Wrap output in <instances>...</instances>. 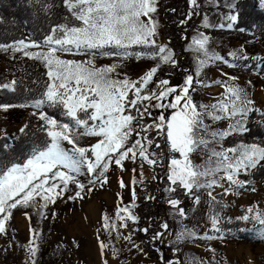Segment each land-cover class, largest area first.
Returning <instances> with one entry per match:
<instances>
[{"label": "snow or ice", "instance_id": "6c2138e0", "mask_svg": "<svg viewBox=\"0 0 264 264\" xmlns=\"http://www.w3.org/2000/svg\"><path fill=\"white\" fill-rule=\"evenodd\" d=\"M189 2L193 9L199 8L198 0ZM157 3L158 0H63V7L70 14L71 21L65 17V23L52 27L41 43L19 41L14 45H0V49L11 48L14 53L24 52L30 59L42 61L48 68L50 81L39 97L0 106L4 111L9 108L34 109L31 115L37 118L38 130L44 137L39 142H32L27 151L17 156L10 155L15 145L4 144L0 147V151L8 154L7 158L0 157V235H7L6 223L12 217L13 210L34 208L44 219V210L49 205L56 204L57 200L83 201L108 183L110 168L123 171L125 160L135 163L139 159L141 168L145 163L151 167L159 164L165 168L167 203L176 209L180 217L177 220L181 226L176 234L177 245L189 238L209 241L223 238L206 233L197 236L194 230L188 229L183 224L188 217L181 207L182 201L171 194L181 193L185 198H191L193 205H199L200 197L196 193L209 190L211 202L220 205L211 189L224 188L227 182L229 187L224 193L227 195L246 187L249 181H242L239 177L264 167V147L241 143L224 148L223 141L229 136L244 135L250 131L247 120L256 111L255 101L250 98L246 87L236 83L238 77L224 72H221V76L225 79L214 81L224 89L216 103L194 102L190 89H193L194 78L198 86H212L200 80L210 62H220L235 69L246 67L239 61L262 58L249 57L244 49H240L239 54L236 51L229 53V61L210 49V36L198 30L188 47V51L196 57L195 70H182L186 72L182 86H172L169 79L157 77L162 67H179L174 50L166 44L157 43L159 21L154 18L158 11ZM226 6L233 13L226 17L231 29L238 22V12L234 5ZM52 8V4H41L45 14ZM145 17L147 21L142 19ZM191 19L192 13H189L187 20ZM185 22L181 21L182 24ZM211 27L205 15L202 28ZM137 46L142 50L135 54L136 58L146 57L157 62L137 80L113 78V74L119 76L117 69L122 67L120 64L97 68L93 62L97 56L105 55L127 60L133 57L132 49ZM28 48L47 50L25 52ZM58 54L90 58L77 62L61 59ZM154 78L158 79V84ZM247 83L251 86V81ZM12 85L11 90L15 91V81H12ZM149 85H154L156 91H146ZM3 87L9 88V85ZM166 100L169 102L165 103ZM153 101L156 103L153 104ZM153 107L159 109L160 114L152 118V123L144 126L141 122L151 118ZM168 109L172 110L170 117L164 115ZM50 112H59L67 122L58 120ZM224 120L228 121L225 129L214 128L217 122ZM28 128L29 125L24 124L20 133L27 135ZM152 132L163 136V148L155 138H149ZM82 137L96 138V142L85 146L80 143ZM4 138L8 139L7 136ZM130 140L133 142L129 143ZM165 153L168 156L167 165L163 160ZM193 154L205 158L204 162L194 164ZM120 186H125L122 180ZM122 213L127 215L121 227H127V221L139 223L127 207L119 208L116 215L119 217ZM247 213L237 219L257 223L260 226L256 230L258 237L264 240V212L248 208ZM25 214L31 221V216ZM209 217L212 228L219 233L220 212L210 207ZM103 220L105 229H108L107 215ZM160 228L163 231L154 232L149 238L150 243L157 240L162 242L169 231L167 222L162 223ZM30 231L33 238L27 246L28 259L25 264H36L35 257L39 250L37 237L40 233L38 229ZM133 231H140L146 237L149 234L147 227ZM125 239L131 241V234ZM100 247L103 249L105 245L101 243ZM133 247L144 254L139 244L134 243ZM155 250L160 264H176L172 260L166 261L159 248ZM116 254L117 250L113 249V255Z\"/></svg>", "mask_w": 264, "mask_h": 264}, {"label": "rangeland", "instance_id": "374dc122", "mask_svg": "<svg viewBox=\"0 0 264 264\" xmlns=\"http://www.w3.org/2000/svg\"><path fill=\"white\" fill-rule=\"evenodd\" d=\"M260 6L264 0H255ZM211 8H215L218 4L216 0H208ZM191 6V5H190ZM213 12V11H211ZM205 13L203 14L197 24L202 26L204 16L207 15L210 24L213 26L211 28H219L220 25L227 27L229 21L226 19L228 15H231L229 10H225L224 13ZM147 21L148 18H142ZM210 29V28H209ZM194 32L191 37L187 40V52L189 58L192 61V70H195L196 57L193 53L188 51V47L191 44V38L196 35ZM158 44L168 45V41L163 37V31L160 30V35L156 37ZM210 49L214 50L218 55L225 57V59L231 61L229 56L230 52L236 51L239 54L240 49L245 50V54L249 57L251 53L243 46L241 42L237 41H215L210 40ZM47 49H36L28 48L25 52H39L46 51ZM141 47L137 46L132 49L133 54L140 52ZM258 53L254 54V57H260L262 59L254 61L258 65V69L261 70L262 63L264 62V49L257 48ZM61 59L65 60H75L77 62L86 61L84 58L77 57L72 54H58ZM238 63L242 64L243 61ZM97 68L110 66L113 64H120L122 67L117 69L119 76L113 74V78L124 79L128 78L130 80H137L142 75L149 70L152 65H142V64H130L124 65L122 61H110L107 63H96ZM0 71L8 75V85L9 88H4L0 86V90L7 89L12 91L13 87L12 81L17 83V77L11 72L9 65L6 63L0 64ZM221 72L227 73L229 76H234L228 72L217 69L211 62L209 67L205 69V74L200 78L201 83L210 84V81L217 79H225L221 76ZM217 74L218 77L215 75ZM216 76V78H215ZM238 77L236 83L242 87H246L250 95V98L255 101L254 108L256 113L260 118L259 122L264 125V80L261 76L257 74H243L235 75ZM248 81H251V86L248 85ZM183 81L179 78H174L171 81L172 86L179 88L182 86ZM14 85V86H15ZM220 85L213 84L211 87H201L196 83L194 78L193 89H190V94L200 93L202 97L203 104H210L214 102L215 92L219 94ZM13 108H9L7 111L0 107V139L7 136L10 138L11 143L15 144L18 142L20 136V128L24 124H28V120L34 109L28 108L27 116L20 124H12L7 119V114L12 111ZM251 113V114H252ZM247 120V127L251 122L250 116ZM248 133V132H247ZM96 142V139L90 141V143ZM241 143H244L241 141ZM236 143L235 146L241 144ZM246 144V143H244ZM255 144V143H254ZM262 147L264 145L258 144ZM224 148H228L223 145ZM193 163L202 164L205 158H202L198 154H193ZM137 161V160H136ZM123 171L118 170L116 167L110 168L107 173L108 183L104 185L102 189H97L92 192L83 201H77L75 203L71 201H63L61 207L54 218V226L50 236L49 245L53 250L59 251L61 254V264H160V261L151 259L148 255V251L144 246L143 240L139 236V231H133V229H138L137 224H133L132 221H127V227H121L124 222V217L127 213H122L119 217L116 215L119 208L127 207L129 211L139 219L137 208L139 205L140 195L138 193V183L139 180L146 176V171H152L153 168L144 165V168H138L137 163H133L131 160H125L123 162ZM135 168V172L133 169ZM240 179V178H239ZM123 181L124 187L120 186V181ZM252 188L250 190L240 189L238 194H227L225 191L228 188L225 184L222 193H218L217 189H211L212 195L220 201V205L213 204L211 198L208 196V192L203 194V199H200V204L195 205L192 216H187L186 220H183V224L187 226L188 229H192L196 232L197 236H202L205 233L208 235L215 234H227L230 237H234L233 241H225L222 239L204 240V239H192L189 238L184 243L180 244L183 246V264H242L245 259V255L240 254L242 246H250L253 248H258L256 246L255 240L252 243L240 242L238 237L244 235L249 229H255L256 226L252 224L250 220L248 222H243L239 220H233L230 214V208L232 209L234 205H237L238 212L243 215H247V209L249 205L245 202L247 194L253 192L252 189L255 188L257 191L264 188V183L258 182L250 184ZM133 191L135 192V199L133 198ZM260 203L264 205V198L262 197L261 191L259 192ZM232 196L234 198L233 203H226L225 198ZM244 198V199H243ZM236 202V204H234ZM238 202V203H237ZM221 205H227V207H221ZM170 207V206H169ZM210 207L216 208L220 212V232L214 231L211 225L209 211ZM173 209V208H172ZM260 211L259 209H256ZM31 215V221H29L28 216ZM34 208L21 209L18 208L13 210L12 217L7 221V235H0V264H25L28 259L27 246L30 245L32 240L31 229H37L32 222L33 216H37ZM107 215L109 218V228L105 229L103 217ZM176 221V229L174 231L170 230L165 233V236L161 240H158L160 251L161 246L166 244L168 246L176 245L175 239L176 234L180 229V225L177 220L180 217L176 214V210L173 209L172 214ZM235 222H242L244 227L239 230H223V224H233ZM255 223V222H254ZM132 227V229L130 228ZM131 234L132 240H126L125 238ZM204 240V244L200 241ZM103 243L105 247L101 249L100 244ZM139 244L143 249L144 254L138 253L133 244ZM261 254H258L257 260L258 264H264V247ZM113 249L117 250V254L113 255ZM131 249V250H130ZM214 250V251H212ZM174 262L176 264H181V261L176 259Z\"/></svg>", "mask_w": 264, "mask_h": 264}, {"label": "trees", "instance_id": "16d2710c", "mask_svg": "<svg viewBox=\"0 0 264 264\" xmlns=\"http://www.w3.org/2000/svg\"><path fill=\"white\" fill-rule=\"evenodd\" d=\"M217 6L211 8L208 0H198L199 8L193 9L190 6L189 0H158L157 13L154 14V18L158 19V36L160 30L163 31V37L168 41V47L174 50L176 58L179 60L178 68L162 67L158 72L157 77L159 79H169L170 82L174 78H179L182 81L185 78L186 72L182 71L187 69L191 72L192 61L189 58L187 52V40L194 32L204 31L209 35L212 40L215 41H237L241 42L243 46L251 53L250 57H254V54L258 53L257 48L264 49V2L258 6L255 0H216ZM49 3L53 5V8L48 14L41 9V4ZM226 5H234L235 10L238 12V22L233 24L231 29L227 27L203 29L202 26L197 24L199 18L211 11L215 13H224L225 10H229ZM174 9L175 11H171ZM211 12V13H213ZM192 13V19L187 20V15ZM231 14H233L231 12ZM65 17H68L71 21V16L67 10L63 7V0H0V45H14L19 41L25 43H41L45 36L49 34L50 29L57 24L65 23ZM181 21H186L181 23ZM187 37V39H185ZM80 58L88 60L90 57L84 55H75ZM122 61L124 65L130 64H142V65H156V61L145 58H136L133 54L132 58L127 60H121L117 57L109 56H97L93 62L107 63L110 61ZM6 63L12 73L17 77V83L14 86L15 91H9L7 89L0 90V106L6 104H18L26 100L39 97L40 94L45 91L49 81L47 76L48 68L40 60L30 59L24 55V52H13L11 48L8 50L0 49V64ZM217 69H221L232 75L243 74H257L264 80V62L262 63L261 70L258 69L257 63L254 59L243 61L241 65L246 67L240 68H228L225 64L220 62H211ZM155 83L158 84V79H155ZM8 83V75L0 71V86ZM156 91L154 85H149L146 91ZM131 97V93L129 94ZM171 100V97L169 98ZM194 102L202 103V97L200 93L193 95ZM169 101L166 100L165 103ZM147 103V102H145ZM156 101H153L155 104ZM28 108H13L11 112L7 114V119L12 124H20L25 120L27 116ZM134 111V110H133ZM172 110L168 109L164 111L166 117H170ZM49 114L56 115L58 120L67 122L63 119L59 112ZM160 114V110L152 108L151 118H146L141 123L146 126L148 123H152L153 119ZM251 122L248 125V133L244 135H233L227 137L223 141V145L227 147H234L236 143L244 142L246 144H262L264 145V125L259 122L260 118L256 113H252L250 116ZM210 122V121H209ZM29 128L26 130L27 135L20 134L18 142L11 143L10 138L0 139V147L4 144L15 145V150L10 152V155L17 156L27 151L32 142H39L43 137V133L38 130L39 122L36 117H30L28 120ZM139 138V137H136ZM149 138H155L157 143L164 146L163 136H158L157 133H150ZM96 138L82 137L81 144L87 146V144ZM133 141H129L132 143ZM154 150V149H150ZM160 151V150H155ZM8 154L0 151V157L7 158ZM164 165L168 163V156L165 153L163 156ZM137 167L141 168L140 161H136ZM146 164V163H145ZM144 168V167H143ZM153 170H147L146 176L139 180L138 193L140 195L139 205L137 213L139 216V223L137 228H149V234L146 237L142 232H138L139 236L143 240L144 246L148 251V255L151 259L159 261L158 253L155 249L159 248L158 240L154 243L149 242V238L156 231H163L160 225L167 222L170 230L176 229V217H173V209L169 207L167 203V194L164 192V188L168 186L166 178L165 168L159 164L152 167ZM242 181H249L243 190H250L254 183H264V167H258L256 170L248 175H241L239 177ZM209 190H201L196 193L203 199V194ZM211 191V190H210ZM240 190L234 194H238ZM173 198H179L182 201L181 207L184 208L187 216H192L195 209V205L192 203L191 198H185L181 193L171 194ZM153 197L154 199H150ZM64 200H57L56 204L49 205L44 210L46 218L41 219L39 215L33 216L32 222L39 230V236L37 237L39 242V250L35 257L36 264H61V254L59 251L53 250L50 245V236L54 226V218ZM176 210V209H175ZM31 216V215H30ZM244 227L242 222H235L233 224H223V230H239ZM132 229V227H130ZM216 236H223L222 240L233 241L234 237H230L225 234H215ZM240 242L252 243L253 237L247 235H240L238 237ZM204 244V240L200 241ZM178 248V250H177ZM163 250L164 259L175 261L176 259L183 264L182 245L168 246L163 244L161 246Z\"/></svg>", "mask_w": 264, "mask_h": 264}, {"label": "crops", "instance_id": "0c3cea01", "mask_svg": "<svg viewBox=\"0 0 264 264\" xmlns=\"http://www.w3.org/2000/svg\"><path fill=\"white\" fill-rule=\"evenodd\" d=\"M215 75L218 77L217 74H215ZM216 76H215V78H216ZM214 81H210L209 83L211 85H213V84H215ZM220 89H222V90H219L220 91L219 94H218V92H215L216 96L214 97V102H212V103H216L217 99H219L222 96L224 89L221 86H220ZM209 123H211V122H209ZM227 125H228V121L224 120V121L217 122L214 125V128L225 129L227 127ZM225 184L227 187H229L227 182H225ZM216 189H217L218 193H222L224 188L217 187ZM260 191L262 193V197L264 198V188H262L261 190H260V188H258L256 192L253 191V192L247 194L246 197L244 196V198H245V202L249 205V208H253L255 210L259 209L260 212H264V205H261L260 198H259V196H260L259 192ZM225 202L226 203H233L234 198L232 196H228L227 198H225ZM234 204H236V202ZM230 211H231L230 214H231L233 220H238L237 218L241 217V215H242L238 212L237 205H234L232 209L230 208ZM252 215L254 216L255 212L252 213ZM252 224H254V226H256V228L251 229V230L248 229L244 235L253 237L255 242H256L255 247H257L258 245H259V247L257 249L254 248V250H253V248L250 246H242L241 250H240V254L245 255V259L242 262V264H250V262H251V264H258V260H257L256 256L258 254L262 253V250H263L262 246L264 247V240H261L258 237V234L256 231L260 226L254 222Z\"/></svg>", "mask_w": 264, "mask_h": 264}]
</instances>
